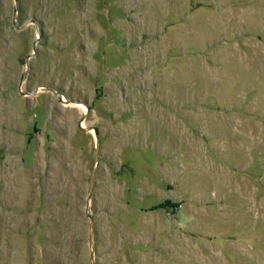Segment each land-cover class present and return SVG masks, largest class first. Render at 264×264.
<instances>
[{
  "label": "rangeland",
  "instance_id": "rangeland-1",
  "mask_svg": "<svg viewBox=\"0 0 264 264\" xmlns=\"http://www.w3.org/2000/svg\"><path fill=\"white\" fill-rule=\"evenodd\" d=\"M0 264H264V0H0Z\"/></svg>",
  "mask_w": 264,
  "mask_h": 264
},
{
  "label": "bare ground",
  "instance_id": "bare-ground-1",
  "mask_svg": "<svg viewBox=\"0 0 264 264\" xmlns=\"http://www.w3.org/2000/svg\"><path fill=\"white\" fill-rule=\"evenodd\" d=\"M75 107L79 108L80 110H82L84 113H86V108L84 105L82 104H76ZM82 128L88 129V126L85 122L82 123ZM90 133H92V131H90Z\"/></svg>",
  "mask_w": 264,
  "mask_h": 264
},
{
  "label": "water",
  "instance_id": "water-1",
  "mask_svg": "<svg viewBox=\"0 0 264 264\" xmlns=\"http://www.w3.org/2000/svg\"><path fill=\"white\" fill-rule=\"evenodd\" d=\"M14 12H15V13L17 12V11H16V9H15V11H14ZM35 53H36V50H34L33 54H35Z\"/></svg>",
  "mask_w": 264,
  "mask_h": 264
}]
</instances>
